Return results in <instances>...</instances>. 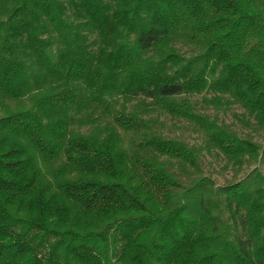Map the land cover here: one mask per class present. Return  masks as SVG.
<instances>
[{"label": "trees", "instance_id": "16d2710c", "mask_svg": "<svg viewBox=\"0 0 264 264\" xmlns=\"http://www.w3.org/2000/svg\"><path fill=\"white\" fill-rule=\"evenodd\" d=\"M203 92L263 141L197 109ZM257 163L264 0H0V264H264Z\"/></svg>", "mask_w": 264, "mask_h": 264}, {"label": "rangeland", "instance_id": "374dc122", "mask_svg": "<svg viewBox=\"0 0 264 264\" xmlns=\"http://www.w3.org/2000/svg\"><path fill=\"white\" fill-rule=\"evenodd\" d=\"M180 49L185 51H190L189 46H178ZM206 92L199 93V94H192L190 95L191 100L196 101V107L200 111H204L209 115H217L218 119L223 121L224 123L229 124L233 127L239 134H250L255 140L262 142L263 141V134L262 130L257 128L253 121L246 120L244 118L243 109L238 106L237 104H230L228 108H216L213 105H205L201 101V97L205 95ZM136 99L138 97H134L127 105L128 108H134L135 110L141 111V114L144 117L151 116L153 121V127L162 132L167 136L178 135L190 143L199 144L202 140V136L197 133L193 127L186 124L182 120H177L165 113H158L156 111H146L141 107H136L133 105L135 104ZM246 120V121H245ZM203 166L204 170L207 174L211 175L213 179L217 183H222L225 180H228L233 176V172L230 168L223 169L221 168L222 164L224 163V159L222 155L216 154L215 152H204L202 155ZM259 169L264 173V164L257 163ZM253 165L251 166H244L243 169L239 172V176L247 172L248 170L252 169Z\"/></svg>", "mask_w": 264, "mask_h": 264}]
</instances>
